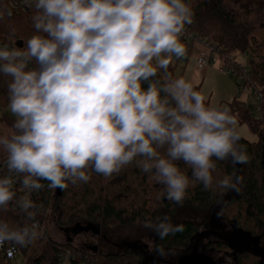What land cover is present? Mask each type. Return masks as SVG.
<instances>
[{
    "label": "clouds",
    "instance_id": "obj_1",
    "mask_svg": "<svg viewBox=\"0 0 264 264\" xmlns=\"http://www.w3.org/2000/svg\"><path fill=\"white\" fill-rule=\"evenodd\" d=\"M34 8L37 34L24 48L0 47V73L11 77L8 108L15 122L0 135L9 175L0 178V209L16 193L13 173L29 193L47 181L64 190L67 182H88L87 169L105 177L137 162L165 188V198L182 207L190 179L177 165L191 166L192 178L213 188V160L244 165L238 120L227 106L205 103L185 78L167 72L172 57L187 49L180 36L193 23L184 0H24ZM12 16L0 9V19ZM33 62L35 66H33ZM158 69L163 80H153ZM147 84V87L144 85ZM161 150H164L163 154ZM137 157L141 159L137 160ZM243 178L225 175L220 189L239 192ZM18 206L33 221L10 228L0 221V246L26 247L41 233L35 218L42 207L30 195ZM163 240L184 231L163 216L144 225ZM157 254L167 255L163 248Z\"/></svg>",
    "mask_w": 264,
    "mask_h": 264
},
{
    "label": "trees",
    "instance_id": "obj_2",
    "mask_svg": "<svg viewBox=\"0 0 264 264\" xmlns=\"http://www.w3.org/2000/svg\"><path fill=\"white\" fill-rule=\"evenodd\" d=\"M226 1L184 0L191 5L194 12L193 23L185 25L187 34L192 35L194 40L187 42L183 38L181 42L189 50L194 42L204 41L207 45L215 47L218 57L225 66L231 65L230 57L234 54L247 55L250 59V81L262 96L259 104L261 105L259 113L262 115L264 41L257 43L253 36L254 26L259 21L258 13L247 10L241 14H234L227 8ZM0 9H10L7 0H0ZM34 11V8H28L19 14H13L11 17L5 15L0 19V46L5 44L10 48L26 46L27 39L37 34L31 19ZM167 72L173 78H179L172 64H169ZM164 76L165 70L158 69L153 80L162 81ZM10 82L11 77L0 73V108L8 107ZM144 86L147 87V84ZM195 90L200 92L199 88ZM205 103L209 104L206 100ZM238 107V101L230 105L233 115ZM239 118L238 120L237 117V120L246 123L258 138L257 142L251 143L241 137L240 144L245 146L249 162L244 165H233L230 159L221 161L213 158L216 163L213 172L214 184L212 189L205 190L200 182L192 178L191 166L183 161H177L178 167L191 181L182 207L165 198V188L156 182L154 173L143 172L137 162L133 161L108 177L89 168L86 170L91 177L88 182L78 181L76 184L67 182L68 187L61 190V193L58 189H50L47 181H41L44 187L33 199L37 205H42L35 221L44 225L47 218L53 216L56 217L60 228L80 229L90 226L107 236L119 228H146L144 226L146 223H155L165 215L175 217L186 207L194 217L178 222L184 225V231L169 235L163 240L156 236L154 246L155 251L163 248L165 251L184 253L190 243L199 236L201 225L213 227V213L224 203L219 218L222 223L230 225L233 232H229L227 240L219 238L209 242L206 247L207 255L218 264H224V259L220 257L223 254L232 255L235 264H264V251L259 252L249 246L250 242L264 237V118L260 116L256 119L253 106L245 108L241 106ZM14 122L15 119L6 115L0 119V123H5L10 128ZM161 152L163 154L164 150ZM139 159L141 158L137 157V160ZM1 162H6V159ZM225 175H239L243 178L238 193L216 187V181ZM198 218H202L204 222L199 223ZM0 221L8 223L13 229L33 223L17 208L16 197L8 204L6 210L0 209ZM37 242L42 245V251L28 255ZM236 245L240 248L236 249ZM63 250H70L78 256L81 264H144L143 257L134 252L104 253L97 250L86 253L73 247L71 243L58 244L49 238L47 230L33 244L22 247L24 264H58V255ZM185 255L191 253L186 252L179 257L177 264H180ZM0 264L13 263L0 257Z\"/></svg>",
    "mask_w": 264,
    "mask_h": 264
},
{
    "label": "rangeland",
    "instance_id": "obj_3",
    "mask_svg": "<svg viewBox=\"0 0 264 264\" xmlns=\"http://www.w3.org/2000/svg\"><path fill=\"white\" fill-rule=\"evenodd\" d=\"M226 5L229 11L234 14H241L247 10L256 11L259 21L254 26L253 36L257 43L264 41V0H227ZM187 52H189L187 57H173L171 64L175 69L176 75L190 81L194 85V88H199L209 104L227 106L230 109V105L238 101L239 107L235 109V115L239 120L241 106L245 108L252 104L255 101L256 92L254 90L240 89V82L234 74L220 72L224 64L216 54L211 56L214 60L211 65L204 69H199L197 67L198 57L201 53H208V49L201 42H194ZM234 56L238 66L245 67L246 70L250 69V59L247 55L236 53ZM260 114L259 112H255L256 119L260 118V116L264 118V101L262 104V115ZM3 115L15 119L8 107L5 109L0 108V119ZM12 130L7 124L0 123V135L8 134ZM238 130L241 137L246 141L251 143L258 141L257 136L246 123H240L238 121ZM4 159H6V154L0 150V162ZM223 204H220L217 211L213 213V227L209 228L206 225H201L199 236L190 243L186 251L187 253L192 254L194 251L200 252V247L207 245L209 242L219 240L220 237L218 234L223 237L229 235V232H233V228L227 225V223H222L219 218ZM188 217L194 216H191L189 209L185 207L180 210L178 215L170 218L173 224H178L179 221L187 219ZM198 222L202 223L204 220L198 218ZM44 229L48 231L49 238L58 244L71 243V245L82 249L86 253H92L96 251V248H99L98 250L104 253L134 252L143 257L144 264H177L178 258L186 253L165 251L167 253L166 256L162 257L158 255L154 247L156 234L148 228H119L102 238L103 235H98L97 230L94 232L93 227L90 226L80 228V230L77 229V231H75L76 229H72L73 231L71 230L69 233H66L64 232V228L59 227L56 217L50 216L44 224ZM212 231L217 234H211ZM197 244L198 248L195 247ZM249 244L251 248L254 247L257 250H261L264 248V237L257 242H250ZM235 248L239 249L240 247L236 245ZM40 251H42V245L37 242L32 246L28 255H34ZM216 256L219 257L220 254ZM220 257L224 259V264H235L232 255L223 254ZM24 259L18 258L13 264H24Z\"/></svg>",
    "mask_w": 264,
    "mask_h": 264
},
{
    "label": "built area",
    "instance_id": "obj_4",
    "mask_svg": "<svg viewBox=\"0 0 264 264\" xmlns=\"http://www.w3.org/2000/svg\"><path fill=\"white\" fill-rule=\"evenodd\" d=\"M7 1H8L10 10L12 11V15L19 14L20 12L28 9V7L25 6L24 4V0H7ZM183 38H185L187 42L194 40V37L192 35L187 34L186 28L184 32L181 34L180 40H182ZM201 44H203L205 48L208 49V53H201V55L197 59V67L199 69H204L214 62L211 56L214 54L217 55V52H216L215 47L207 45L204 41L201 42ZM0 47H3V46H0ZM188 55H189V52H186L185 56L187 57ZM173 57H172V60H173ZM172 60H171V63H172ZM230 62H231V65L230 66L224 65V67L220 69V72L234 74L237 77L238 81L240 82V89L249 90V91L254 90L256 92L255 101H253L252 104H250L249 106H253L254 112H260L259 104L262 99V96L257 91V89H255V87L252 85L250 81L249 70H246L245 67L238 66L234 55L230 57ZM250 96H251V93H250ZM5 175H9L6 162H0V178H2ZM12 175L15 180V182L12 185V188L16 193L15 197L17 201V208H19L18 200L21 196L28 194L30 195V199L33 200L34 197L37 196L38 191H31L29 193V191L27 189H24L21 183L19 182L21 180V174L13 173ZM35 222L39 224L38 231L41 233V235L44 234L46 231V229H44V225H41L38 221H35ZM0 257L6 260L7 262L14 263L18 258L24 259V253L22 251L21 246L14 245L11 242H5L3 246H0ZM58 264H81V260L78 256L73 254L70 250H63L58 255Z\"/></svg>",
    "mask_w": 264,
    "mask_h": 264
},
{
    "label": "water",
    "instance_id": "obj_5",
    "mask_svg": "<svg viewBox=\"0 0 264 264\" xmlns=\"http://www.w3.org/2000/svg\"><path fill=\"white\" fill-rule=\"evenodd\" d=\"M59 193H61V190L58 189ZM180 264H217L213 259L202 255L200 253H194L193 255H189L184 257Z\"/></svg>",
    "mask_w": 264,
    "mask_h": 264
},
{
    "label": "flooded vegetation",
    "instance_id": "obj_6",
    "mask_svg": "<svg viewBox=\"0 0 264 264\" xmlns=\"http://www.w3.org/2000/svg\"><path fill=\"white\" fill-rule=\"evenodd\" d=\"M212 228V227H211ZM78 229V228H77ZM77 229L75 230V229H73V230H75V231H77ZM72 230V228H70V229H65L64 230V232H66V233H69L70 231ZM72 230V231H73ZM80 230V229H79ZM95 230L96 229H94L93 228V231L95 232ZM97 234L98 235H100L101 233L97 230ZM212 233H215L216 234V232H212ZM219 235V237H220V239H225V240H227L228 239V237H227V235L226 236H221L220 234H218ZM103 237H104V235H103ZM102 237V238H103ZM263 238V237H262ZM261 239V238H260ZM260 239H258V240H260ZM258 240H255V241H253V242H257ZM208 245V244H207ZM207 245H205V246H203V247H200L199 249H200V252H197V251H194L191 255H193L194 253H200V254H202V255H205V256H207V257H209V258H211L210 256H208L207 254V252H206V247H207ZM196 248H198V244H197V246H195ZM195 248V249H196ZM97 249V248H96ZM99 249V248H98ZM97 249V250H98ZM259 252H263L264 251V248L263 249H261V250H258ZM187 256H189V255H187ZM184 257H186V255L184 256ZM212 259V258H211ZM214 260V259H213ZM215 261V260H214ZM216 262V261H215ZM217 263V262H216ZM218 264V263H217Z\"/></svg>",
    "mask_w": 264,
    "mask_h": 264
},
{
    "label": "crops",
    "instance_id": "obj_7",
    "mask_svg": "<svg viewBox=\"0 0 264 264\" xmlns=\"http://www.w3.org/2000/svg\"><path fill=\"white\" fill-rule=\"evenodd\" d=\"M74 246V245H73ZM75 247V246H74ZM75 248H77V247H75ZM77 249H79V250H82V249H80V248H77ZM83 251V250H82ZM96 251H97V249H96ZM96 251H94V252H96ZM85 252V251H84Z\"/></svg>",
    "mask_w": 264,
    "mask_h": 264
}]
</instances>
